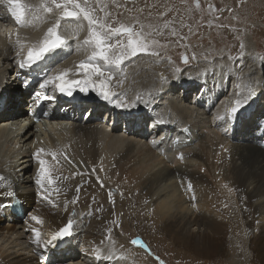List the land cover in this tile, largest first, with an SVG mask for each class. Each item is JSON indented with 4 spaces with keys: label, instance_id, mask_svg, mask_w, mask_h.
Returning a JSON list of instances; mask_svg holds the SVG:
<instances>
[{
    "label": "bare ground",
    "instance_id": "6f19581e",
    "mask_svg": "<svg viewBox=\"0 0 264 264\" xmlns=\"http://www.w3.org/2000/svg\"><path fill=\"white\" fill-rule=\"evenodd\" d=\"M26 2L38 5L40 0ZM10 6L8 2L0 12V85L9 67L17 68L16 62L43 39L53 22L51 18L32 20L29 14L26 19L30 22L19 24L8 10ZM66 22L83 23L87 35L86 21L68 18L61 21V30ZM81 35L82 32L83 40ZM243 39V56L239 59L232 52L226 58L207 60L203 58L208 51L191 53L193 63L187 72L156 88L170 109L161 116L162 121L172 123L187 118L180 125L185 133L168 137L178 144L187 138V145L175 152L164 147L158 152L151 147L134 130L135 121L121 110L115 114L109 103L98 104L85 98L68 100L57 95L52 105L73 112V117L52 122L54 131L41 138L39 149L45 150L41 158L48 162L54 180L46 184L48 193L34 183L40 164L33 158L32 136L21 134L25 125L22 116L28 115V108H24L25 85L15 72L11 73L8 84L0 88V193L13 191L12 200L21 201L27 212L24 221L17 214H12L11 220L10 206L0 207V264H45L33 249L35 237L31 229H38L41 240H46L69 219L74 222L73 236L64 240V247L58 248L61 241L50 246L57 264H165L146 246L129 244L127 235L112 227L111 222L115 227L117 223L122 227L139 222L135 230L155 229L151 232L149 228V233L168 236L187 251V257L212 259L213 264H264V139H241L238 133L229 131V113L237 99L248 96L251 89L245 110L258 98L264 101V53L259 51L254 36L246 33ZM67 47V61L51 73L68 70V79H81L80 61L76 59L87 61L84 57L91 55V49L74 50V42ZM131 59L136 63L123 67L131 77L125 87L130 90L129 105L138 102L137 96L147 97L152 87L168 76L164 67L169 62L163 59L164 64L158 68L146 56ZM102 70L107 72V66L102 64ZM183 78H187L188 85L198 84L192 94L180 84ZM195 90L201 92L204 104L213 100L214 106L208 110L203 103L197 104ZM87 106L93 108V114H101L102 107H108L111 116L95 122L78 119L80 107ZM18 110L21 112L13 117ZM249 120L245 118L241 128ZM110 127L112 132L107 131ZM165 143L170 145L168 140ZM34 162L36 167H32ZM44 195L50 199H43ZM4 199L0 197V203ZM33 216L38 219L34 221ZM144 222L148 227L142 225ZM151 238L146 239L153 245ZM77 243L78 249L69 253ZM237 247L242 248L245 263L240 256L235 257Z\"/></svg>",
    "mask_w": 264,
    "mask_h": 264
},
{
    "label": "rangeland",
    "instance_id": "374dc122",
    "mask_svg": "<svg viewBox=\"0 0 264 264\" xmlns=\"http://www.w3.org/2000/svg\"><path fill=\"white\" fill-rule=\"evenodd\" d=\"M90 3L95 9L94 15L102 20L106 19L113 27H119L120 24L131 26L135 31L145 33L149 40L157 41L156 45L150 46L149 55L151 52L159 53L152 55L156 60L161 59L158 61V68H161L163 59L168 60L164 70L170 67L177 70V61L182 63L179 65L187 63L188 68V65L192 66L193 63L191 53L198 55L204 51L209 52L204 60L226 58L231 52L239 59L246 33L256 38L259 51L264 53V0H90ZM140 55L145 56H138ZM183 56L187 58V62L182 60ZM173 69H170V72H174ZM185 72L187 69L181 73ZM120 216L126 218L125 214ZM111 225L126 234L131 245L135 237L141 236L143 243L138 247L146 246V249L155 252V257L165 264H213L212 259L197 258L193 255L187 257V251L168 236L149 233L150 227L145 222L142 225H146L148 229L141 227L135 230L139 222L133 223L134 226L121 227L117 223L115 227L113 222ZM154 230L151 232H155ZM31 236L34 237L33 234ZM148 236L153 237V245L146 239ZM175 238L178 239V236ZM33 240L32 245L37 246ZM233 253L235 257L240 256L239 260L245 263L242 248L237 247ZM80 259L83 260L84 257L81 256Z\"/></svg>",
    "mask_w": 264,
    "mask_h": 264
},
{
    "label": "snow or ice",
    "instance_id": "6c2138e0",
    "mask_svg": "<svg viewBox=\"0 0 264 264\" xmlns=\"http://www.w3.org/2000/svg\"><path fill=\"white\" fill-rule=\"evenodd\" d=\"M9 4L11 6L8 10L19 24L29 23L30 21L26 19L29 14H31L32 20L41 22L48 18L53 20L43 39L29 47L26 56L18 61L20 69H32L34 66H38L47 56L68 46L69 42L75 43L74 50L91 49V55L87 57V61H81L78 65L81 79H68V70L51 73L38 85L41 90L58 91L61 95L71 99H75L76 94L87 95L95 92L103 101L114 102L117 107L127 108L130 106L126 100L122 101L118 98L119 93L108 90L107 85L111 81V70L121 69L126 61L137 57L139 54H149L150 46L156 45L157 41L149 40L145 33L137 32L131 26L120 24L119 27H113L111 23L106 22V19L98 18L94 15L95 9L91 6L90 0H40L38 5L29 4L26 0H9ZM105 17H107V13ZM68 18L87 22V35L83 40L80 39V33L84 30L83 23L66 22L61 30V21ZM243 47L244 45L241 44V49ZM150 54L159 55L158 52H151ZM241 56H243V52ZM185 62H187L186 57ZM102 64L108 66V73L102 70ZM119 83L121 82L117 81V86ZM39 95L38 93L37 98ZM251 95L252 90L249 89L248 96L237 99L229 115L234 117L248 103ZM136 100L140 101L142 97L137 96ZM220 118L224 119V117ZM44 152L45 150L41 148L33 154L34 161H38L40 164L38 176L34 183L40 187L42 192L48 193L49 189L46 184L51 185L54 180L51 177L48 162L41 158V154ZM52 155L55 156V153ZM189 188H191V184H189ZM0 197L5 198L4 202L0 203V207H9L12 206L10 201L15 198V193L13 191L0 193ZM43 199L48 200L50 197L44 195ZM32 219L35 221L38 218L33 216ZM73 229L74 222L69 219L65 226L46 240H41V233L38 229L33 228L31 231L34 233L35 243L47 248L56 242L72 237ZM132 243L137 244L138 241L132 240Z\"/></svg>",
    "mask_w": 264,
    "mask_h": 264
},
{
    "label": "clouds",
    "instance_id": "9594fccd",
    "mask_svg": "<svg viewBox=\"0 0 264 264\" xmlns=\"http://www.w3.org/2000/svg\"><path fill=\"white\" fill-rule=\"evenodd\" d=\"M9 69H10V72H9L8 76H7L4 80H9L8 77L11 76V73H14V72H15V69H14V68H10V67H9ZM4 80H3V81H4ZM7 82H8V81H7ZM6 84H8V83H6ZM2 86H3V84L0 85V88H1Z\"/></svg>",
    "mask_w": 264,
    "mask_h": 264
}]
</instances>
